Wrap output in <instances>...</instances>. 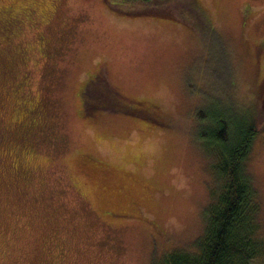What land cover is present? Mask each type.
Segmentation results:
<instances>
[{"label": "rangeland", "instance_id": "rangeland-1", "mask_svg": "<svg viewBox=\"0 0 264 264\" xmlns=\"http://www.w3.org/2000/svg\"><path fill=\"white\" fill-rule=\"evenodd\" d=\"M118 1L0 0V264L191 248L214 181L196 112L220 107L261 125L264 235V0Z\"/></svg>", "mask_w": 264, "mask_h": 264}, {"label": "trees", "instance_id": "trees-1", "mask_svg": "<svg viewBox=\"0 0 264 264\" xmlns=\"http://www.w3.org/2000/svg\"><path fill=\"white\" fill-rule=\"evenodd\" d=\"M188 7L194 9L190 3ZM92 91L87 84L84 93ZM196 117L201 122L197 137L213 159L205 229L191 248L173 249L151 264H264L260 201L248 169L261 125L250 121L251 116H235L223 107L198 110Z\"/></svg>", "mask_w": 264, "mask_h": 264}]
</instances>
